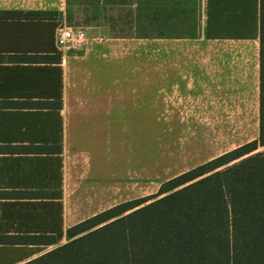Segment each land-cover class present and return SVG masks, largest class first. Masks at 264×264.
I'll use <instances>...</instances> for the list:
<instances>
[{
  "label": "crops",
  "instance_id": "obj_1",
  "mask_svg": "<svg viewBox=\"0 0 264 264\" xmlns=\"http://www.w3.org/2000/svg\"><path fill=\"white\" fill-rule=\"evenodd\" d=\"M72 4L0 0V102L60 103L0 106V264L31 262L67 243L69 228L146 197H136L129 179L120 187L119 127L135 125L137 98L135 89L119 88L126 75L116 69L110 45L91 39L80 52L58 51L57 32ZM259 5L207 0L206 39H161V89H213L206 95L208 109H237L235 124L247 125L249 113L259 124ZM27 14L50 16H12ZM54 56L59 63H17ZM172 159V178L200 166L182 169L179 158ZM23 193L38 196H15ZM51 237L56 242L49 245L2 240Z\"/></svg>",
  "mask_w": 264,
  "mask_h": 264
},
{
  "label": "trees",
  "instance_id": "obj_2",
  "mask_svg": "<svg viewBox=\"0 0 264 264\" xmlns=\"http://www.w3.org/2000/svg\"><path fill=\"white\" fill-rule=\"evenodd\" d=\"M259 4L258 138L163 182L154 195L119 204L69 228L67 243L26 264H264V0ZM59 62V56L17 61ZM0 106L59 108L60 103ZM2 240L56 242L54 237Z\"/></svg>",
  "mask_w": 264,
  "mask_h": 264
},
{
  "label": "rangeland",
  "instance_id": "obj_3",
  "mask_svg": "<svg viewBox=\"0 0 264 264\" xmlns=\"http://www.w3.org/2000/svg\"><path fill=\"white\" fill-rule=\"evenodd\" d=\"M71 1L63 27L83 29L88 41L58 51L80 52L91 39L107 43L116 69L126 75L119 88L136 90L135 125L119 127L121 189L129 179L137 198L154 195L175 175L172 158H179L182 169L198 166L258 138V117L251 120L249 113L248 124L237 125V109H208L206 95L213 89H161V39H206L207 0ZM190 95L195 102L186 100Z\"/></svg>",
  "mask_w": 264,
  "mask_h": 264
},
{
  "label": "built area",
  "instance_id": "obj_4",
  "mask_svg": "<svg viewBox=\"0 0 264 264\" xmlns=\"http://www.w3.org/2000/svg\"><path fill=\"white\" fill-rule=\"evenodd\" d=\"M87 41V34L81 28L62 27L57 32L56 42L60 48H79Z\"/></svg>",
  "mask_w": 264,
  "mask_h": 264
}]
</instances>
